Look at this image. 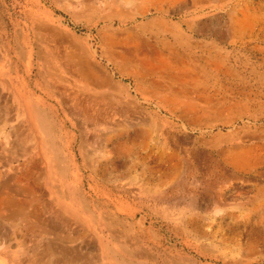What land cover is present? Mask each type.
Masks as SVG:
<instances>
[{
  "label": "rangeland",
  "instance_id": "rangeland-1",
  "mask_svg": "<svg viewBox=\"0 0 264 264\" xmlns=\"http://www.w3.org/2000/svg\"><path fill=\"white\" fill-rule=\"evenodd\" d=\"M161 21L192 54L166 47ZM109 38H127L112 63ZM15 90L50 115L66 176H51L34 129L14 141L2 109ZM0 95V264H63L47 243L107 259L102 225L50 228L51 187L77 184L118 205L112 233L162 259L264 264V0H0Z\"/></svg>",
  "mask_w": 264,
  "mask_h": 264
},
{
  "label": "bare ground",
  "instance_id": "bare-ground-1",
  "mask_svg": "<svg viewBox=\"0 0 264 264\" xmlns=\"http://www.w3.org/2000/svg\"><path fill=\"white\" fill-rule=\"evenodd\" d=\"M164 23H165L164 21H161V25H163ZM166 25H167V27H165L164 25L163 26L167 29L168 34L173 36V38H175V40H176V44H174V45H172V44L169 45L170 43L167 42L168 45L166 44L167 45L166 47L170 48L172 46H175L176 48L177 47L182 48V47H180L182 45L181 43L189 44V45L192 44V43H189L187 41V40H189L190 37L188 38V36L186 34H184L181 30H179L177 27H175V25L168 24V23ZM235 31H236V29H234V28H231V30H229V32H232V33H234ZM215 35L219 36L220 34H218V32H216ZM231 35H233V34H231ZM234 35H235V33H234ZM129 38H131V37H129ZM122 39L118 40V39L109 38V39L103 40V43H104V46L106 49L104 56L107 59V62L109 61L110 63H112L114 60L113 59V52H114L113 48L114 47H120V48L122 47L123 48V46L126 45V42H127L126 39L127 38L126 39L124 38L125 40L124 39L122 40ZM243 43L244 42H240L239 44H243ZM206 44H207L206 47L209 46L210 50L214 49V50L220 51L218 49V46L215 43H212V42L207 43L206 42ZM189 45L188 46L183 45V48L187 47V49H186L187 53L192 54V52L190 51L191 46H189ZM172 48H170V50H173ZM183 48H182V51L185 50ZM126 49H128V48H126ZM130 49H131V47H130ZM19 52H20V50H19ZM175 52H174V54H175ZM169 53H171V51H169ZM158 54H160V53H158ZM174 54H173V56H175ZM178 54H180V53H178ZM95 55H96V53L94 54V56ZM176 56H178V55H176ZM180 58H181V55H180ZM158 60H160V58ZM161 60H162V58H161ZM159 62H162V61H159ZM165 62L167 63V61H165ZM15 92H16V95L13 94V96H15V101H16L15 105H13V104L10 106L7 105L2 109V110H4L3 111L4 114L9 115L10 121L9 120L8 121L11 122V133H12L11 135L14 136V138H13L14 141L17 142L18 144H20L21 141L26 139L25 137L27 136V134L30 133L32 129H34L36 132L34 137H36L37 144L40 145V149L42 151H49L51 153V156L49 157V163H50V167H51L50 169H51V173H52L51 176L53 175L55 178H57L58 175L59 176H66L68 170H66L67 167L64 164L65 163L64 162L65 157L63 158V155H61L60 150L56 147V144H55V134H56L55 131L56 130L54 127L55 125H54L52 119L50 118V115L39 104V100L37 97H35V99H34L35 100V102H34L35 105H33L34 107L31 108L29 106V104L27 103V101L24 99V97L21 95V93L17 90H15ZM0 108H2V107L0 106ZM21 118H24V120H26L28 125H29V131L24 132L23 133L24 135L22 134V131H21L22 129L20 128ZM44 134L46 135L47 138L43 137ZM29 136H30V134H29ZM23 150H24V153L28 152L27 154H29V150L27 151L24 148H23ZM212 150L213 149L211 148L210 151H212ZM217 152L218 151H216V153ZM226 164L229 165L233 170H236V171H245L247 168L246 163H244V164L243 163L242 164L241 163H235L232 160L227 161ZM35 165H36L35 162L34 163L31 162L30 168H36ZM20 176H22V175H20ZM32 181H33V179H32ZM53 185H56V184H53ZM51 188H53V191H55L54 193L58 192V195L56 196L55 201L59 202L55 208H53L52 205L51 206L48 205V207L50 208V211L52 212L51 214H53V216L55 218H57V221H58V224H52V226L50 227L53 231L55 229H60L61 228L60 223H62L64 221L65 217L68 216L70 219L73 220V222L80 223V224H84V223L89 224V222H91V221L94 224V222H95L96 225H102L101 229L109 233L108 234V241L111 243V246L109 248L107 247V249H106L107 259L105 261L101 260V262L95 260L94 263H96V264L97 263L98 264H155V260L157 259L158 264H192V263H188V262L181 260L180 255H179L180 256L179 258L172 255L171 256L172 258L171 257L169 258L170 260H168L167 258H166L167 260L162 259V258H160V256L158 254H154L148 248H144V247L140 246L139 244H137L131 237H129V236L119 237V236L115 235L114 233H112L113 226H117V225L122 226V224L113 215V214H117L120 211V209L118 208V205H114V208L108 209L107 203L112 202V201H109V199L104 200V203H102L104 205L101 204L102 206H100L94 202H91L92 200L87 198L86 192H84L81 188H79L78 184L66 186V188H64V187L62 188V186L56 187V188L51 187ZM70 202H75L76 207L73 208L72 205L70 204ZM83 211H86V213H87L86 216L83 215V213H82ZM94 215L96 216V218L94 217ZM87 217H90V218H87ZM131 245L133 247H132V249H129V247H131ZM44 248H45V250L42 253L43 255L48 256V255L52 254V256H53V260H51V261L49 260V262L54 261V262H59V263H63V264H91V263H93V262H91V258L88 255V251H85V252L83 251L82 254H78L77 249L74 247H67L65 245H59V244H57V247H55V246L53 247L49 243H47Z\"/></svg>",
  "mask_w": 264,
  "mask_h": 264
}]
</instances>
